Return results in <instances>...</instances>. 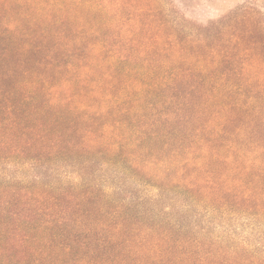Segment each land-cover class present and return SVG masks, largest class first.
<instances>
[{
  "label": "trees",
  "instance_id": "1",
  "mask_svg": "<svg viewBox=\"0 0 264 264\" xmlns=\"http://www.w3.org/2000/svg\"><path fill=\"white\" fill-rule=\"evenodd\" d=\"M0 0V264H264V0Z\"/></svg>",
  "mask_w": 264,
  "mask_h": 264
},
{
  "label": "rangeland",
  "instance_id": "2",
  "mask_svg": "<svg viewBox=\"0 0 264 264\" xmlns=\"http://www.w3.org/2000/svg\"><path fill=\"white\" fill-rule=\"evenodd\" d=\"M244 0H179V6L184 7L189 20L207 28L213 22L225 20L237 5Z\"/></svg>",
  "mask_w": 264,
  "mask_h": 264
}]
</instances>
